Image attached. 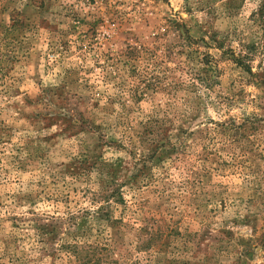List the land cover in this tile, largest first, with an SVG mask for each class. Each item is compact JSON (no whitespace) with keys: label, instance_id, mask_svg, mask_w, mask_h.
<instances>
[{"label":"rangeland","instance_id":"rangeland-1","mask_svg":"<svg viewBox=\"0 0 264 264\" xmlns=\"http://www.w3.org/2000/svg\"><path fill=\"white\" fill-rule=\"evenodd\" d=\"M257 2L0 0V264H264Z\"/></svg>","mask_w":264,"mask_h":264},{"label":"trees","instance_id":"trees-1","mask_svg":"<svg viewBox=\"0 0 264 264\" xmlns=\"http://www.w3.org/2000/svg\"><path fill=\"white\" fill-rule=\"evenodd\" d=\"M250 19H252L256 24L260 25L261 34L264 35V0H258L256 7L253 11L250 12ZM255 44L246 43L243 47L246 49L244 53H234L231 49L221 50L223 55L228 56L229 60L242 68L247 73H250V52L253 51ZM248 52V53H247ZM198 62L203 65H207L209 68V72H211L210 68H212V73H206V69L200 72L194 73L195 80H197L199 85L203 87L211 86L212 82H215L216 75L215 72V62L212 61V58L208 53H204L203 51H198ZM151 241V239H150ZM149 241V244H150ZM141 244V243H140ZM147 243H144L143 246H146ZM65 247L70 248L67 253H69L73 257V264H100L102 261L104 263L116 264L114 260H109V255L107 253L106 247H99L98 244H86L82 243L81 245L76 242L66 243Z\"/></svg>","mask_w":264,"mask_h":264}]
</instances>
